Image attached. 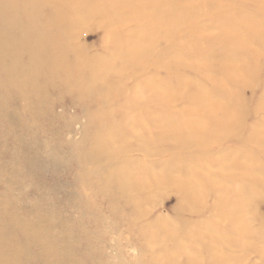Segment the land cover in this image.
I'll list each match as a JSON object with an SVG mask.
<instances>
[{
  "label": "rangeland",
  "instance_id": "1",
  "mask_svg": "<svg viewBox=\"0 0 264 264\" xmlns=\"http://www.w3.org/2000/svg\"><path fill=\"white\" fill-rule=\"evenodd\" d=\"M110 1L128 2L121 15L147 5ZM161 2L179 10L176 26L158 28L141 68L115 74L111 88L99 77L86 84L81 62L70 69L77 80L45 86L29 133L0 127V223L17 238L22 264H264V0ZM232 22L243 35L230 51L223 34ZM99 26L70 31L65 60L82 50L88 65L102 45L111 48ZM149 78L169 86L155 105L146 87L134 93ZM132 102L154 109L149 121L128 111ZM166 121L180 129L173 137ZM106 137L113 158L93 145ZM196 180L197 196L186 195ZM15 216L44 226L21 228Z\"/></svg>",
  "mask_w": 264,
  "mask_h": 264
},
{
  "label": "bare ground",
  "instance_id": "2",
  "mask_svg": "<svg viewBox=\"0 0 264 264\" xmlns=\"http://www.w3.org/2000/svg\"><path fill=\"white\" fill-rule=\"evenodd\" d=\"M137 1L147 2L145 3L147 4L146 8L136 11L135 7V9L127 12L128 15H121L118 10L130 8L128 2L124 3L121 8V4L113 3L110 0H51L49 3L47 0H0V127L10 131L18 128L26 134L29 133L33 129V125H30L29 122L41 115L38 106L45 99V86L47 84L59 85L66 83L67 80H77L70 73V69L76 68L77 70V66H80L81 62L85 75L81 74L79 77L83 75V79L87 81L86 84L99 77L102 80H107L109 82L108 87L111 88L117 81L115 74L124 72L127 75L129 70L141 68L150 51L149 47L152 48L153 40L156 39L158 28L165 25V27L169 26L173 29L176 24H171L170 18L173 15L176 16L179 10L173 8L168 11L167 6L161 0ZM47 6H49L48 9H46ZM116 7L118 8L113 9ZM172 13L173 15H171ZM136 19L141 23L140 25L136 24L137 31L135 33H130L127 26L130 20L135 21ZM91 23L102 25L99 26L101 27L99 40L102 44H104V38L111 35L113 42L111 48L102 45L101 52L94 56L91 60L92 63L88 62V65L83 63L88 59L83 60L85 57L82 55V50L74 51L72 54L74 57L71 61L69 58L65 60L66 55L73 49V45L68 43L70 40L69 32H76ZM234 24L232 22L225 25L227 29L223 34V37L228 41L227 43H230V51L232 48H241L238 39L243 35L240 27H235ZM245 24L251 31L253 25L244 22L243 27ZM96 26L98 27V25ZM248 33L250 32L248 31ZM238 60V57L235 56L234 58L231 54L228 61L234 67L239 64ZM95 69L105 70L112 75L102 73L96 75ZM78 73H81L80 69H78ZM124 76H120V79ZM146 84L147 86H145ZM144 87L148 89L151 105L153 103L155 105V101L160 98L158 96L169 93L168 84L154 78H149L145 84L138 86L139 89L136 87L134 93L143 94ZM196 98V102H202L199 96ZM135 99L138 100L139 96L136 95ZM133 104V107L131 106L132 108L130 107L128 111L134 114L137 112L146 113L145 119L149 121L150 114L154 112V109H150V106H146V109L143 104L137 108L139 105ZM215 122L220 123L217 119ZM207 123V120H204L195 126L189 121H184V124H180L178 127L196 130L205 127L209 124ZM170 124L171 122L167 121L163 123V125ZM173 128V125L165 128L171 137H173V133L180 130ZM178 134L184 136L183 133ZM107 137L103 141L94 142L93 145L97 146L102 156L106 154L107 157L113 158ZM15 142L16 140L13 141V143ZM114 158L117 162L120 159L118 156ZM120 172L121 170L118 169L117 173ZM141 173L139 175L142 176ZM2 174L1 170L0 175ZM167 174H171V171H168ZM121 175L122 178H125L126 185L130 178L125 177V171L120 174L119 178ZM139 181L143 183L142 179ZM199 186L201 184L196 180L191 189L186 188L187 190L184 191L186 195L191 194L194 197L197 196ZM122 190L127 191L126 189ZM122 190L117 188L115 191L121 192ZM15 224L21 228L38 230L44 226V220L42 221V218L39 217L32 221H23L16 217ZM39 234L34 236L41 240L42 244L49 245L50 243L46 240L44 233ZM16 240L17 238L5 230L0 223V264H22L17 256L18 250L11 246L12 243H16Z\"/></svg>",
  "mask_w": 264,
  "mask_h": 264
}]
</instances>
